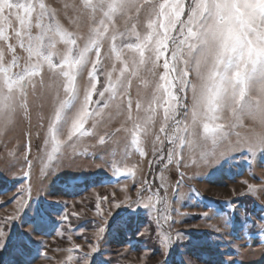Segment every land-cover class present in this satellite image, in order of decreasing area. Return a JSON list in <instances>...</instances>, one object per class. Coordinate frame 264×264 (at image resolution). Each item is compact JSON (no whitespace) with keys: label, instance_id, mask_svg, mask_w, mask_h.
Wrapping results in <instances>:
<instances>
[{"label":"snow or ice","instance_id":"obj_1","mask_svg":"<svg viewBox=\"0 0 264 264\" xmlns=\"http://www.w3.org/2000/svg\"><path fill=\"white\" fill-rule=\"evenodd\" d=\"M74 8L91 21L86 37L68 30L46 0H0V128L8 127L20 112L29 111L28 90L35 88L36 78L43 83L47 69L60 80L44 141L46 152L51 149L49 161L74 138L93 135L96 125L91 129L86 125L110 107L126 113V122L131 123L129 128L116 130L129 137L124 158L129 149L148 155L144 138L153 132L158 116L152 163L179 166L185 151L194 152L209 141L217 144L229 128L245 119L257 123L261 130L253 129L240 143L249 153L264 155V0H81ZM142 11L143 31L137 22L128 25L133 16L138 21ZM118 19H125L123 30ZM106 41L108 51L102 56ZM20 51L26 53V59ZM105 59L113 60L111 71H103ZM85 71L87 84L82 89L78 81ZM144 71L152 76V91L134 102L132 80L139 78L146 88L149 84L141 76ZM108 135H101L99 143L104 144ZM112 167L117 175L136 174V165L129 167L121 161L113 162ZM244 183L249 192L259 190ZM146 190L151 191L150 186ZM193 195L200 193L193 190ZM107 200L98 197L95 206L102 218L100 201ZM143 200L138 192L137 202ZM161 203L167 201L157 189L143 207L159 211L156 206ZM168 218L164 216L165 221ZM48 222L42 213L34 221L38 231ZM104 225L99 226L97 237L104 233ZM254 226L264 236V216ZM4 235L0 229V237ZM160 237L161 244L170 247L171 235L162 232ZM89 248L82 257L73 254L82 250L80 244L58 249L67 253L60 264H89L98 245ZM43 255L52 259L47 252ZM221 264L232 262L222 260Z\"/></svg>","mask_w":264,"mask_h":264},{"label":"rangeland","instance_id":"obj_2","mask_svg":"<svg viewBox=\"0 0 264 264\" xmlns=\"http://www.w3.org/2000/svg\"><path fill=\"white\" fill-rule=\"evenodd\" d=\"M80 2L46 0L68 30L86 37L91 21L75 10ZM144 18L142 11L139 20L133 16L128 25L137 22L143 31ZM117 25L123 30L125 19H118ZM108 47L106 41L102 56ZM19 54L26 59V53ZM112 65V59L103 60V71H111ZM141 76L149 84L146 88L139 78L132 80L134 102L152 91L151 74L144 71ZM78 82L82 89L86 86L87 71ZM34 83L35 88L28 90L29 111L20 112L8 127L0 128V229L5 233L0 237L4 242L0 264H60L67 253L58 249L73 243L82 245V250L74 251L76 257L90 251L89 245H98L89 264H221L222 260L264 264V236L254 226L264 216V155L251 154L240 143L253 129L261 130L257 123L245 119L229 128L217 144L209 141L194 152L185 151L179 166L165 167L152 163L160 117L144 138L148 155L129 149L124 158L129 137L116 130L129 128L131 123L126 122V113L110 107L86 125L90 129L96 125L93 135L74 138L49 161L51 149L46 152L44 141L60 80L45 69L43 83L39 78ZM59 94L62 97L63 91ZM105 133L109 134L106 142L100 144L99 137ZM121 161L129 167L136 165L134 177L115 174L112 164ZM245 181L259 190L249 192ZM149 186L151 191L146 190ZM157 189L167 203L158 204L159 211L144 208L147 197ZM193 190L200 195H193ZM138 192L144 197L139 203ZM104 196L108 200L100 201L102 218L95 206L98 197ZM41 213L49 222L38 231L34 221ZM9 216L17 218L7 220ZM164 216L169 217L167 221ZM101 225L105 231L97 237ZM162 232L172 237L168 248L160 242Z\"/></svg>","mask_w":264,"mask_h":264}]
</instances>
